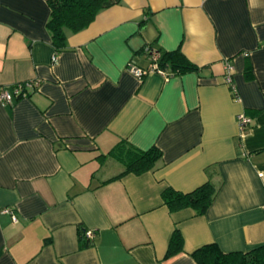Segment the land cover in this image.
<instances>
[{"label":"crops","instance_id":"crops-1","mask_svg":"<svg viewBox=\"0 0 264 264\" xmlns=\"http://www.w3.org/2000/svg\"><path fill=\"white\" fill-rule=\"evenodd\" d=\"M48 18L47 0H0V87L37 82L0 101V264H197L206 244L264 247V0H121L58 53ZM149 48L197 69L138 79L127 65L146 69ZM120 141L158 149L157 167L115 178L105 155ZM208 181L204 215L163 204ZM175 229L183 250L165 258Z\"/></svg>","mask_w":264,"mask_h":264},{"label":"trees","instance_id":"trees-1","mask_svg":"<svg viewBox=\"0 0 264 264\" xmlns=\"http://www.w3.org/2000/svg\"><path fill=\"white\" fill-rule=\"evenodd\" d=\"M121 0H47L49 18L46 28L55 52L66 49L68 33H78L87 28L97 14L117 5ZM148 50H151L149 48ZM159 52L157 65L165 70L169 77L196 70L197 67L179 51ZM105 156L113 157L123 167L115 178L125 174L140 175L154 170L161 158L158 149L152 147L139 150L125 141H120ZM217 187L206 182L189 193H181L171 188L165 189L161 198L169 212L192 209L197 216L204 215L216 194ZM87 244H83L86 246ZM183 250V239L177 229L172 233L165 258H170ZM197 264H264V247H257L246 253H224L214 244H206L191 253Z\"/></svg>","mask_w":264,"mask_h":264},{"label":"built area","instance_id":"built-area-1","mask_svg":"<svg viewBox=\"0 0 264 264\" xmlns=\"http://www.w3.org/2000/svg\"><path fill=\"white\" fill-rule=\"evenodd\" d=\"M149 54V66L146 69H141L135 65L129 64L127 65V70L130 74H132L134 77L138 79H142L145 75L151 72H155L160 74L161 76L165 78H169V75L167 72L161 68L158 67L157 62L159 59V52L156 50H147ZM55 56L52 58V61H55ZM232 74H233V67L228 63L225 62L224 64V81L226 84H231L232 82ZM37 82L31 81V82H21V83H15L14 85H11L10 87H0V101L3 104H10L13 102L14 99H22L27 98L31 91L36 89ZM237 123L239 130H245L251 123V120L246 117L244 114H240L237 116ZM3 213H11L9 210L4 209L2 211ZM12 222H16L17 218L13 214H11ZM83 236L88 241H91L94 237L93 231H85L83 232Z\"/></svg>","mask_w":264,"mask_h":264},{"label":"rangeland","instance_id":"rangeland-1","mask_svg":"<svg viewBox=\"0 0 264 264\" xmlns=\"http://www.w3.org/2000/svg\"><path fill=\"white\" fill-rule=\"evenodd\" d=\"M116 168H118V166H116Z\"/></svg>","mask_w":264,"mask_h":264}]
</instances>
